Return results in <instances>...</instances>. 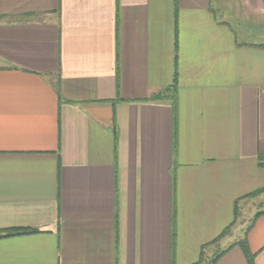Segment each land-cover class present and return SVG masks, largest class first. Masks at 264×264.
<instances>
[{
  "label": "crops",
  "instance_id": "crops-1",
  "mask_svg": "<svg viewBox=\"0 0 264 264\" xmlns=\"http://www.w3.org/2000/svg\"><path fill=\"white\" fill-rule=\"evenodd\" d=\"M260 155L264 0H0V231H39L0 264H197ZM247 239L264 264V214Z\"/></svg>",
  "mask_w": 264,
  "mask_h": 264
},
{
  "label": "trees",
  "instance_id": "trees-1",
  "mask_svg": "<svg viewBox=\"0 0 264 264\" xmlns=\"http://www.w3.org/2000/svg\"><path fill=\"white\" fill-rule=\"evenodd\" d=\"M176 50H177V44H176ZM177 65H178V61H177V55L175 57V80H174V84L172 85L173 87H176V82H177ZM176 95H173L172 97V107H173V126H174V130H173V149H174V153L176 154L177 153V148H178V102H177V98L175 97ZM152 100H159V99H162V97L160 95H155L151 98ZM119 100V99H118ZM148 100V99H146ZM118 102V101H116ZM117 127L116 125L114 126V136H115V145L117 147ZM116 158H117V155H116ZM259 166L264 168V155H260L259 156ZM175 164V163H174ZM173 177H175V168L173 169ZM251 197V196H255V193L254 195L253 194H250V195H247L245 196L244 198L246 197ZM239 201L236 202V208H235V211H236V216H235V222L237 220V218L239 217L238 214H239ZM264 213L263 212H260V213H257L255 215V217L252 219V222L250 224V226L248 227L247 231L245 232V237L241 240H239L238 242H236L235 244H233L231 247L233 246H239L244 255L246 256V259H247V262L248 264H255V257L256 255L253 254L250 250V247H249V243H248V239H247V234L248 232L253 228L254 224H255V221L257 220V218L261 215H263ZM118 216H119V213H118V210L116 212V227L118 228ZM234 222V223H235ZM231 224L229 227H227L220 235L217 239H215L214 241H212L211 243L207 244V245H204L201 249V254H200V260L197 264H203L205 263V257H206V248L208 246H211V245H215L216 243H218L222 238H224L228 231L232 228V226L234 225ZM39 232L38 230L36 229H29V228H12V229H8V230H4V231H0V239L2 238H9V237H14V236H21V235H27V234H33V233H37ZM116 241L118 242V234L116 236ZM226 248L224 250H221L220 252H218L217 254H215L211 260L209 261L208 264H216L218 262V260L226 253L228 252V250L231 248ZM172 254L174 255L175 254V230H173V234H172ZM116 264H118V259L116 258Z\"/></svg>",
  "mask_w": 264,
  "mask_h": 264
},
{
  "label": "rangeland",
  "instance_id": "rangeland-1",
  "mask_svg": "<svg viewBox=\"0 0 264 264\" xmlns=\"http://www.w3.org/2000/svg\"><path fill=\"white\" fill-rule=\"evenodd\" d=\"M169 92H172V89H170ZM166 95H170V94L166 93ZM257 197L259 196L258 195L252 196L248 201L242 204V206L240 207L241 210L239 211V217L237 218L236 222L227 233V235H229V239L226 241V243L223 244H220L221 240L218 243H216L215 244L216 250L213 251L212 255L205 257V263L203 264H208L211 258L215 254L220 252L222 248H226L228 246L229 242H236L244 238L245 232L247 231L249 225L251 224L254 214L257 212H262L260 210L264 209V205L259 199H257Z\"/></svg>",
  "mask_w": 264,
  "mask_h": 264
}]
</instances>
